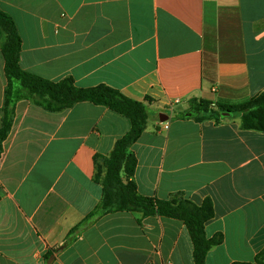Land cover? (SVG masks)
I'll return each mask as SVG.
<instances>
[{"label": "crops", "instance_id": "obj_1", "mask_svg": "<svg viewBox=\"0 0 264 264\" xmlns=\"http://www.w3.org/2000/svg\"><path fill=\"white\" fill-rule=\"evenodd\" d=\"M0 9L17 27L24 71L107 85L146 107L132 180L145 197L212 201L205 234L222 242L206 264L254 263L264 132L237 116L198 121L191 101L236 104L264 90V0H0ZM8 84L0 38V130ZM131 126L91 102L62 112L14 104L0 138V264H195L181 220L123 211L85 223L103 196L95 158H109Z\"/></svg>", "mask_w": 264, "mask_h": 264}, {"label": "trees", "instance_id": "obj_2", "mask_svg": "<svg viewBox=\"0 0 264 264\" xmlns=\"http://www.w3.org/2000/svg\"><path fill=\"white\" fill-rule=\"evenodd\" d=\"M0 38L5 73L9 81L0 138L5 140L8 136L13 122L14 104L22 99L30 100L50 112H62L77 103L91 102L126 116L131 120V130L116 142L110 157L103 159L106 168L104 176L101 175L100 158H95V179L103 187V196L97 209L86 217L85 223L108 213L123 211L141 212L145 217L159 215L181 220L186 224L194 243L195 264H206L209 250L222 242L221 236L208 240L205 234V224L214 217L212 201L207 199L201 206H197L181 195H174L170 200L145 197L138 193L132 180L137 159L129 149L145 130L148 121L146 107L107 85L80 88L71 78L52 82L24 71L20 66L22 42L17 27L13 19L1 9ZM17 83L20 88H15ZM191 109L192 113H195L193 117L201 122H221L229 116H237L241 120L242 129L264 132V90L236 104L194 99L191 101ZM226 113L229 115H225ZM123 173L127 178L126 182L123 180ZM238 264H264V249L256 256L254 263Z\"/></svg>", "mask_w": 264, "mask_h": 264}, {"label": "built area", "instance_id": "obj_3", "mask_svg": "<svg viewBox=\"0 0 264 264\" xmlns=\"http://www.w3.org/2000/svg\"><path fill=\"white\" fill-rule=\"evenodd\" d=\"M180 102L181 101L179 99H177V100L173 101L170 106L173 108L174 106L178 105ZM168 128H169V125L165 124L164 129H168Z\"/></svg>", "mask_w": 264, "mask_h": 264}, {"label": "rangeland", "instance_id": "obj_4", "mask_svg": "<svg viewBox=\"0 0 264 264\" xmlns=\"http://www.w3.org/2000/svg\"><path fill=\"white\" fill-rule=\"evenodd\" d=\"M17 84H19V83H17ZM99 165H100V167H101V170H102V173H101V175H102V176H104V175H105V173H104V172H105V169H106V168H105V167H104V165H103V161H100V162H99Z\"/></svg>", "mask_w": 264, "mask_h": 264}, {"label": "water", "instance_id": "obj_5", "mask_svg": "<svg viewBox=\"0 0 264 264\" xmlns=\"http://www.w3.org/2000/svg\"><path fill=\"white\" fill-rule=\"evenodd\" d=\"M225 115H229V114H228V113H226ZM167 118H168V117H167ZM160 120H161V121H163V118H162V117H160Z\"/></svg>", "mask_w": 264, "mask_h": 264}]
</instances>
